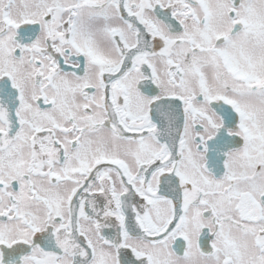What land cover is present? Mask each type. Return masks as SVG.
<instances>
[{
	"label": "snow or ice",
	"instance_id": "6c2138e0",
	"mask_svg": "<svg viewBox=\"0 0 264 264\" xmlns=\"http://www.w3.org/2000/svg\"><path fill=\"white\" fill-rule=\"evenodd\" d=\"M0 264H264V0H0Z\"/></svg>",
	"mask_w": 264,
	"mask_h": 264
}]
</instances>
